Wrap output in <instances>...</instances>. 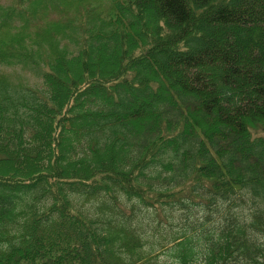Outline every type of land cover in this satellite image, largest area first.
Masks as SVG:
<instances>
[{
    "label": "trees",
    "instance_id": "1",
    "mask_svg": "<svg viewBox=\"0 0 264 264\" xmlns=\"http://www.w3.org/2000/svg\"><path fill=\"white\" fill-rule=\"evenodd\" d=\"M190 233L264 264V0L0 3V264H196Z\"/></svg>",
    "mask_w": 264,
    "mask_h": 264
},
{
    "label": "rangeland",
    "instance_id": "2",
    "mask_svg": "<svg viewBox=\"0 0 264 264\" xmlns=\"http://www.w3.org/2000/svg\"><path fill=\"white\" fill-rule=\"evenodd\" d=\"M11 0H0V3L2 4H8L10 3ZM2 68L9 73L12 81L14 83H18V82H22L31 86H38V83L41 82L40 77L38 76V72H33V71H28V70H22L19 66H2ZM197 208V207H196ZM81 209L86 210L89 212V214L91 216L94 217V215H99L100 214V210L97 209L95 207V204H85L83 206H81ZM198 209V208H197ZM202 210H196V215L199 217H202ZM145 213H137L136 214V219L134 220L135 223L137 222L138 226L141 227L142 231H144V237L145 239H149L152 241V243H154V246H151L150 244H147L146 247L150 248L153 247L155 252H160L161 254L159 255V259L162 261H173L174 258L171 257L170 255V250H162L161 248L159 249L157 243L158 241L162 240V238L167 237L169 238L171 235V228L166 225V224H162L160 226V228H158L157 230H153L151 228V225H149V217L148 216H144ZM196 219V217H195ZM175 220H172L170 222H173ZM176 228V227H175ZM197 233V232H196ZM196 233H190L193 234L195 238H197V240H199V243L196 244V250H197V255H196V264H203V253L205 251L204 246L202 245V240H200L199 235L197 236ZM167 247H171V244H167ZM162 251V252H161Z\"/></svg>",
    "mask_w": 264,
    "mask_h": 264
}]
</instances>
